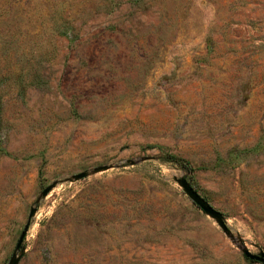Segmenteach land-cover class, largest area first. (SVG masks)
Here are the masks:
<instances>
[{"label":"rangeland","instance_id":"1","mask_svg":"<svg viewBox=\"0 0 264 264\" xmlns=\"http://www.w3.org/2000/svg\"><path fill=\"white\" fill-rule=\"evenodd\" d=\"M31 207L18 264H264V0H0V264Z\"/></svg>","mask_w":264,"mask_h":264},{"label":"water","instance_id":"2","mask_svg":"<svg viewBox=\"0 0 264 264\" xmlns=\"http://www.w3.org/2000/svg\"><path fill=\"white\" fill-rule=\"evenodd\" d=\"M107 168H109V166L101 165V166L95 167L91 171H82V172L73 174L70 177H66L63 181H69V182L77 181V180L85 178L89 173H96L101 170H106ZM175 181L182 188L183 192L187 195L190 201L194 205H196L204 214L210 217L228 238L232 239L233 238L232 233L225 222L223 214L217 209H215L204 197H202L195 190V188L187 181L186 178L175 177ZM56 183L57 182L54 181L53 183L45 187L40 192V197H45L49 193V191L55 186ZM35 212H36V208L31 207L29 210L28 221L25 224L20 236L18 237V240L15 244V248L7 264H18L20 258L22 257L24 250H25L24 246L22 245V242L27 232L30 219L34 216ZM242 253L244 257L249 260L264 263V251H258L257 253H252L247 249H242Z\"/></svg>","mask_w":264,"mask_h":264},{"label":"trees","instance_id":"3","mask_svg":"<svg viewBox=\"0 0 264 264\" xmlns=\"http://www.w3.org/2000/svg\"><path fill=\"white\" fill-rule=\"evenodd\" d=\"M163 160L166 162H171L173 164H176L179 167H182L185 169L189 168L188 162L186 160H184L183 158L177 157L175 155L167 154L163 157Z\"/></svg>","mask_w":264,"mask_h":264}]
</instances>
